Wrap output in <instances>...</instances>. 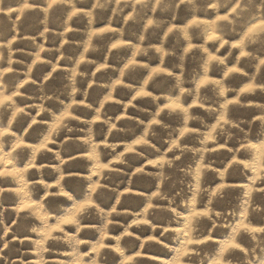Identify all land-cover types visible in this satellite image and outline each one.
<instances>
[{
  "label": "rangeland",
  "instance_id": "rangeland-1",
  "mask_svg": "<svg viewBox=\"0 0 264 264\" xmlns=\"http://www.w3.org/2000/svg\"><path fill=\"white\" fill-rule=\"evenodd\" d=\"M51 2L0 0V102L12 97L0 106V116L8 114L0 133H9L0 135V172L17 173L0 176L6 180L0 182L3 264H125L130 257L136 259L129 264H175L187 218L203 211L211 215L207 231L197 234L194 220L190 236L211 242L196 245L186 264H213L237 226L264 228L258 191L264 183L257 179L264 177V156L255 148L247 157L238 151L264 144L258 120L264 117V48L257 38L233 47L264 23V0H255L254 8L240 0L237 13L233 0H57L48 7ZM25 3L31 7L24 9ZM213 34L217 39L209 40ZM205 79L220 83L201 87ZM249 84L257 87L243 93ZM141 90L150 95L138 97ZM172 102L187 113H161ZM157 113H167L163 127L152 124ZM222 118L230 123L221 128ZM185 129L194 138L173 148ZM138 139L148 143L136 145ZM20 143L25 147L17 149ZM94 146L96 156L89 159ZM129 147L136 152L127 153ZM170 150L181 157L178 165ZM162 159L173 161L170 171L157 163ZM238 159L249 167L241 164L229 175ZM221 185L229 187L213 197ZM90 198L91 214L62 223ZM245 208L247 217L241 215ZM48 236L53 239L42 244ZM101 244L107 255L93 251ZM242 247L243 264H264V234L247 233Z\"/></svg>",
  "mask_w": 264,
  "mask_h": 264
},
{
  "label": "snow or ice",
  "instance_id": "snow-or-ice-1",
  "mask_svg": "<svg viewBox=\"0 0 264 264\" xmlns=\"http://www.w3.org/2000/svg\"><path fill=\"white\" fill-rule=\"evenodd\" d=\"M33 2L35 3L36 0H33ZM138 2H139V0H138ZM159 2H160V0H157V4H159ZM190 2H191V0H190ZM233 2L235 3L236 6L234 8H232V12L233 13H237V11L241 8L240 0H233ZM245 2L248 4L249 8H254L255 0H245ZM56 4H57V0H52V2L48 5V7H53ZM30 7H31L30 4L25 3L24 9H29ZM212 7L214 8L215 5H212ZM229 7H231V5H229ZM0 11H2V10H0ZM21 11H23V9ZM73 16H77V13H73ZM219 19L222 20V21H227L228 17L227 16H221ZM149 23H152V22L150 21ZM193 23L194 24L198 23V21H193ZM101 31L102 32H107V31H110V29H102ZM172 31H173V29H169V32H172ZM93 35H99V33H93ZM253 38H257L259 44L262 46V48H264V23H262L260 25H256V26L250 28L248 33H247V35H246V37H245V40L240 41L239 44L233 45V47L234 48H241V47L244 46L245 41L252 40ZM216 39H217V37L215 36V34L209 36V40H216ZM117 47H119V45L113 44V48H117ZM138 51H139V49H138ZM158 51H159V49H158ZM261 55H264V51L261 52ZM241 56L242 57H247V56H249V53L242 51L241 52ZM211 60L212 61H216L217 57L216 56H212ZM132 63L134 64L135 62L133 61ZM220 63L222 64L223 61H220ZM260 64L262 66H264V59H262L260 61ZM7 71L11 72V69H7ZM53 71H56V70L54 69ZM157 71H162V70L158 69ZM231 72L232 73H239L240 69L239 68H232ZM120 83H121L120 81H117V84H120ZM146 83H147V81H146ZM209 83L219 84L220 81H208L207 79H205V80H203L201 82V87H203L204 85H207ZM21 87L23 88V85H21ZM256 87H257L256 85L249 84L242 91H243V93H250V92L254 91ZM205 91L209 92L211 95H214V91L212 89H205ZM219 94H220V96H223L224 95L223 90H221ZM20 95H21L20 93H16L17 97H19ZM149 95H150V93H148L146 91H143V90L137 92V96L138 97H145V96H149ZM244 98H247V97H245V96L241 97V99H244ZM108 99L111 100L112 97L109 96ZM133 99H136V97H133ZM11 101H12V97H7L6 96L4 98V100L2 102H0V106H3L4 104H9V103H11ZM230 103L233 104V105H238L239 104V100H234V101H231ZM225 107H227V106H225ZM165 109L170 110L172 113H175L177 116H178V114L180 112L187 113V111H188V109L184 108L179 102H172V103L166 104L164 109H161V113H164ZM18 111H19V113H23L24 109L21 108ZM161 113H157V116H160V119H154L152 121L153 125H161V120H164V119L168 118L167 113H165V115H161ZM7 115H8L7 112H4L3 115L0 116V124H3V121L7 119ZM68 117H71L70 113L67 114L66 118H68ZM14 119H15V117H14ZM63 119L64 118H62L61 123H58L56 125V127L53 129V131H58L59 130V128L62 126ZM97 119H99V117ZM188 119H191V117H188ZM258 120L261 121L262 127H264V117H260V118H258ZM33 123L35 124V121ZM229 123H230L229 120H227L225 118H222V122L220 124H218V127L222 128L224 125H228ZM29 127H31V126H29ZM113 127H115V125H113ZM161 127H163V125H161ZM233 130L234 131H238V125L235 126ZM213 131L215 132L216 129H213ZM186 133H191V135H186ZM0 135H4L6 137L9 136L8 130L5 129V131L3 133H0ZM145 135H148V133L146 132ZM180 136L183 137V139L180 141V143L174 144L173 148H180V144L188 143L191 139L194 138V132H193L192 129H185L184 132L180 133ZM213 139H215V137H213V136H209L208 137V140H213ZM147 143H148V141L145 140V139H138V140L135 141L136 145H146ZM22 147H25L22 143L16 145L17 149H21ZM45 147H46V145H41V149H44ZM223 148H224V146L221 145V149H223ZM250 148L257 149L260 152V155L264 156V144H261V145H247V146L241 145V148L238 151L240 152V155L242 157H247V156L250 155V152L248 151V149H250ZM49 151H50V149H49ZM213 151H215V149H213ZM228 151L230 152L231 150H228ZM135 152H136L135 147H129L127 149V153H129V154H134ZM169 154L174 156L175 162L178 165L180 163L181 157L180 156H176L175 152L172 151V150H170ZM18 155L21 156V161H22V157H23L24 154L23 153H18ZM181 155H183V151H182ZM95 156H96V150H95V146H94L92 151L88 153V157H89V159H93V158H95ZM9 163H11V162H9ZM150 163H152V162H150ZM157 163H159L161 166L164 165V164L169 165V168L165 169V171H170L172 169L173 161H171V160L162 159L161 161H159ZM241 164H243V160H239V159L238 160H234L232 165H230L229 175H232L234 173H238L240 171V168L238 166L241 165ZM243 166H244V168L249 167V165H247V164H243ZM33 167H34L33 165H29V168H33ZM104 167L107 168V165H105ZM143 171H144L143 169H138L139 173H143ZM15 175H17L16 172H0V176L5 177V178H7L9 176H15ZM199 175H200V169H197L196 170V178H197V180L199 179ZM221 175H223V174H221ZM62 179H63V177H62ZM257 179H259L261 181V183H264V177H259L258 176ZM89 180H91V177H89ZM0 182H6V180L5 181H0ZM99 187H101V186L98 185L97 188H99ZM227 187H229V186L228 185H221L220 189H217L216 192L212 193L213 197H219L222 194L221 190L224 189V188H227ZM97 188H93L92 191L93 192H97ZM258 191L260 192L261 195H264V189H258ZM224 194H226V193H224ZM249 195H251V190L249 192ZM156 196L159 197L160 193H156ZM97 197H99V193H97ZM192 203L193 204L196 203L195 195L193 196ZM245 203H247V202H245ZM28 207H29V205H27V204L23 205L22 208H21V211H23L24 209H26ZM149 207L151 208L152 205H150ZM201 207H203V203L202 202H201ZM94 208H95V205L93 204V202H92V200L90 198L87 201H85L83 204L80 205V207L76 210V213H74L71 217L64 219L62 221V223L64 225L75 224V223H77V219H76V215L77 214L84 213L86 211L89 214H91V211ZM173 210L175 211V209H173ZM112 211H113V213H115L116 209L113 208ZM145 211H148V209H146ZM247 214H248V209L245 208L244 212L241 213V215L244 216V217H247ZM101 215H103V212H101ZM177 215H179V213H177ZM200 218H208V219L205 220V219H200ZM210 219H211V215H210L209 211L196 212L192 216L187 218V221L185 223L186 231L183 232V235L186 237V242H185L183 248L177 251V257H176L175 264H186V261L193 259V255H194L193 248L196 245H203L205 243H210L211 242L210 239L209 240H194L190 236V234L192 233V230H193V221L194 220H199L200 232L197 233V234L202 235L203 232L207 231V223L210 221ZM136 223L145 224L146 225V224L149 223V221L148 220H140V221H137ZM59 230L62 231L63 229H59ZM247 233H261V234H264V228L250 227L247 224H241V225L237 226L233 230L232 238L228 241V243L226 245L221 247L220 252L217 255V257H216L215 261L213 262V264H243V260H242L241 254L245 251V249H244V247H242V245L245 244L246 234ZM5 235H7V233H5ZM126 235L131 236L132 233H126ZM237 238H239V239H237ZM254 238L255 237H253V239ZM51 239H53V238L51 236H48V237H46V240L42 241L41 243L43 244V243H45V242H47L48 240H51ZM150 239L152 241H156V237L155 236L151 237ZM156 242L158 243L159 241H156ZM51 246L52 245H50V247ZM4 247L7 248L8 245L5 244ZM43 251H48V249L44 248ZM93 251L96 252V253H99L101 255H107V246L105 244H101L99 248H94ZM115 251H120V249H115ZM140 256H141V254L137 253V257H140ZM132 259H136V258L130 257L129 261L132 260ZM129 261H125V264H129ZM0 264H3L2 260H0ZM76 264H80V262L77 261ZM205 264H207L206 261H205Z\"/></svg>",
  "mask_w": 264,
  "mask_h": 264
}]
</instances>
